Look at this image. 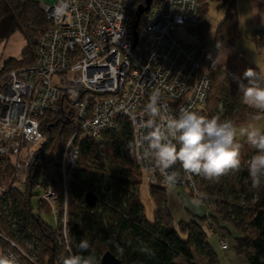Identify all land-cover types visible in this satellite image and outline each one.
Masks as SVG:
<instances>
[{"label":"built area","instance_id":"1","mask_svg":"<svg viewBox=\"0 0 264 264\" xmlns=\"http://www.w3.org/2000/svg\"><path fill=\"white\" fill-rule=\"evenodd\" d=\"M138 3L42 0L49 25L36 45L33 63L0 77V160L11 169L8 186L0 179V204L11 191H26L33 162L39 154L46 155L47 138L41 129L45 114L63 112L72 125L56 178L43 169L34 185L39 210L52 215L69 255V185L83 143L89 142L98 155L104 134L119 131L126 121L134 167L150 186L166 188L154 162L144 155L146 146L138 143L147 131L150 96L159 90L173 115L182 106L203 114L211 91L213 79L203 58L209 45L199 31L200 0H159L137 22ZM94 156L86 157L92 170ZM203 179L182 173L176 188L199 199ZM0 240L7 244L0 245V252L16 253L21 264H40L36 237L30 251L1 230ZM220 247L227 250L229 245L220 240Z\"/></svg>","mask_w":264,"mask_h":264},{"label":"trees","instance_id":"2","mask_svg":"<svg viewBox=\"0 0 264 264\" xmlns=\"http://www.w3.org/2000/svg\"><path fill=\"white\" fill-rule=\"evenodd\" d=\"M200 2L203 23L199 31L206 39L210 30L206 17L210 4L217 1ZM144 3L145 0H139L138 4ZM219 5L220 9L226 11V17L217 29L216 40L229 39L235 43L239 37L235 0H231L230 5ZM48 25L40 2L0 0V42L8 40L17 32L27 41L20 59L11 58L0 64V77L10 70L33 63L36 45ZM252 39L259 52L264 51V29L254 30ZM232 74H236L233 69L211 72L213 83L203 114L232 119L240 126L250 122L256 113L242 103ZM218 105L222 106V111H215ZM121 122L123 125L119 131L104 134L98 155L94 156L95 150L89 142L83 143L82 156L69 185L72 253L88 255V252H82L79 248L80 241L87 240L99 264L107 251L115 254L123 264H183L179 259L186 264H219L203 226L207 216L175 225L167 205V188L164 186H150L156 211L152 221L147 218L139 197L141 175L134 169L132 132L126 121ZM41 129L48 139L47 145L54 144L55 150L49 158L42 154L37 156L31 166L26 191L13 190L6 194L0 204V230L27 247L34 237L38 238L34 244L40 252L39 263L62 264L55 248L61 234L34 213L32 198L40 172L51 163H54L52 168L59 171L63 149L73 128L63 112H47L42 118ZM242 145L241 170L216 181L208 180L205 191L221 202L220 216L216 214V217L228 225L227 231L231 227L237 234L235 253L246 264H264V186L260 189L251 187L247 164L255 150L247 141ZM88 154L94 156L96 170L86 165ZM45 159L48 163L44 162ZM87 193H94L98 197L94 208H89L85 203ZM4 246L7 244L4 243Z\"/></svg>","mask_w":264,"mask_h":264},{"label":"clouds","instance_id":"3","mask_svg":"<svg viewBox=\"0 0 264 264\" xmlns=\"http://www.w3.org/2000/svg\"><path fill=\"white\" fill-rule=\"evenodd\" d=\"M232 79L237 84L242 103L255 112L264 113V68H248L242 76L232 74ZM200 99L203 100V95ZM145 113L147 131L138 143L146 146L144 155L154 162V168L163 176L170 194L181 182L182 173L216 181L239 172L243 162L241 136L255 150L247 164L251 187L260 189L264 186V126L260 125L258 117L253 116L250 123L240 127L232 119L206 116L185 106L173 115L162 101L159 90L151 94ZM200 202V199H194L192 204L199 206ZM79 248L89 254L68 255L62 258V264H99L87 240H81ZM0 264L21 262L14 252H0Z\"/></svg>","mask_w":264,"mask_h":264},{"label":"rangeland","instance_id":"4","mask_svg":"<svg viewBox=\"0 0 264 264\" xmlns=\"http://www.w3.org/2000/svg\"><path fill=\"white\" fill-rule=\"evenodd\" d=\"M36 1L41 2L42 0H36ZM215 1H217L219 4L230 5V3H231V0H215ZM217 2H213L210 4V10H209V18L210 19L209 20L213 24H215L216 20H217V12H218L216 9V6H218V4H216ZM246 41L247 40L244 39V42H246ZM26 46H27V41L24 38V36L19 32L13 34L8 40L1 41L0 42V64H3L4 61L7 59H11V58L20 59L24 53ZM256 66L258 69L264 68V60L260 59L257 62ZM236 74L239 75L238 72H236ZM240 76H242V75H240ZM219 110L222 111V106L218 105V107L215 109V111H219ZM208 111H209V109H208ZM255 113H256V117H258V121H259L260 125L264 126V115L262 113H258V112H255ZM250 122H248V123H250ZM248 123L242 124V125H240V127H245ZM47 141H48V139H47ZM240 142L241 143L246 142V138L241 136ZM54 143H56V138H55ZM54 150H55L54 144L48 145V150L45 151L46 155H44V157L49 158V155ZM44 162L48 163V161L46 159L44 160ZM53 164L51 163L50 165H47V167L45 169L47 171L51 172V174L54 175L56 178L58 169L56 171V169L52 168ZM134 169L136 170V172H138V170L135 167H134ZM10 176H11V169L9 168L8 163L5 160H0V179H1V182L4 186L9 185ZM139 177H141V176H139ZM141 178H139L142 181L141 185L139 187V197H140L142 204L144 205L145 214H146L147 218L152 221L153 217H154V213L156 211V203H155V201L152 198L151 193H150V184L146 180L141 179ZM207 182H208V180L205 179L201 185L200 195H199V199L201 200V202H200L199 206L193 205L192 201L194 200V198L189 193L184 194V193H182V191H180L181 194H174V197L171 198V201L174 202L177 206H179V209L181 212L180 215H189L192 212H197V213H200V215H202L206 212V216H207L206 218L207 219L205 222H203V226L205 227V229L207 231L209 242L211 241L210 244L213 247L215 253L217 254L219 264H224L221 261V259H227L228 255L231 254V252H235V249H234V247H232V248L230 247V250H228V251L220 250V252H219L218 250H216L214 248V246L212 244V241L213 242L216 241L215 234L220 233V231H222V230L226 231V227L228 225H226L220 219V217H216V214H218L217 216H220L219 210H221V204H220L221 202L217 199L216 196H210L206 193L205 189L207 188V185H208ZM171 195H173V194H171ZM32 208L34 210V213L36 215L40 216V218L44 222L49 224L51 227H54L55 221H54V218L52 217V215H50V213L45 208H42L41 210H39V199H38L36 192H34V196L32 198ZM208 210H209V212H208ZM172 217H173V221H175L174 218H176V217H177L176 219H178V216L173 215ZM219 221H220V223H219ZM209 222H211L212 224L208 225ZM227 238H230V236H228ZM70 239L71 238L69 236V241H70ZM4 243L5 242L3 240H0L1 246ZM16 243L20 247H22L23 249H26L27 251L31 250L30 247H32L31 246L32 244H30L27 247V246L21 245L18 242H16ZM34 246H36V245H34ZM66 246L67 245L64 243L63 238H60L57 242V246L55 247L56 252H58L61 260L63 257H66L68 255ZM36 251H37V256H38V260H39V253L40 252L38 249ZM178 261H180L183 264H186L182 259H179Z\"/></svg>","mask_w":264,"mask_h":264},{"label":"crops","instance_id":"5","mask_svg":"<svg viewBox=\"0 0 264 264\" xmlns=\"http://www.w3.org/2000/svg\"><path fill=\"white\" fill-rule=\"evenodd\" d=\"M213 3V2H212ZM218 4V3H216ZM235 14L238 20L239 37L235 43H232L229 39L216 40V32L219 25L224 21L226 17V11L220 9V5L216 6L217 20L213 24L209 19V13L206 17V21L210 24L209 33L205 41L209 45V49L203 54L204 67L210 72L215 70H235L239 75H243L244 71L248 68H257V62L260 59L264 60V51L259 52L256 43L252 39V33L256 29H264V0H235ZM210 10V9H209ZM247 38V39H246ZM244 39L247 40L244 42ZM219 45V49H215V45ZM262 57V58H261ZM258 69V68H257ZM187 194L188 191L182 188H176L173 195L167 191V205L171 212V215L178 216V219L174 218V224L189 223L197 220L200 217H205L206 212L202 215L197 212H192L189 215H180L179 206L171 201L174 194H181V192ZM180 215V216H179ZM216 241L212 244L216 250L220 252V240L227 241L230 247L235 246L236 232L228 227V231L222 230L220 233L215 234ZM230 236V238H227ZM211 242V241H210ZM224 264H246L244 259L238 256L235 252H231L227 259H221Z\"/></svg>","mask_w":264,"mask_h":264},{"label":"water","instance_id":"6","mask_svg":"<svg viewBox=\"0 0 264 264\" xmlns=\"http://www.w3.org/2000/svg\"><path fill=\"white\" fill-rule=\"evenodd\" d=\"M154 0H145V3L139 6L137 13V22L141 16L147 12ZM98 197L94 193H87L85 195V203L89 208H94L97 204ZM100 264H123L122 261L112 252L107 251L101 258Z\"/></svg>","mask_w":264,"mask_h":264}]
</instances>
